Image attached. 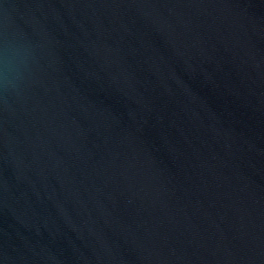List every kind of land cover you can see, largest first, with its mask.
<instances>
[{"label": "water", "instance_id": "95a60500", "mask_svg": "<svg viewBox=\"0 0 264 264\" xmlns=\"http://www.w3.org/2000/svg\"><path fill=\"white\" fill-rule=\"evenodd\" d=\"M0 264H264V0H0Z\"/></svg>", "mask_w": 264, "mask_h": 264}]
</instances>
